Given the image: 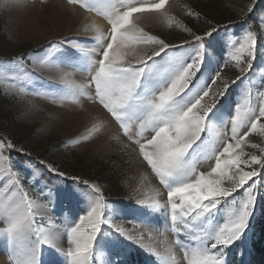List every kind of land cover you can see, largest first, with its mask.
<instances>
[{"label":"snow or ice","instance_id":"1","mask_svg":"<svg viewBox=\"0 0 264 264\" xmlns=\"http://www.w3.org/2000/svg\"><path fill=\"white\" fill-rule=\"evenodd\" d=\"M40 2L46 4L47 0ZM65 3L72 8L79 6L99 12L110 28L105 33L93 26L96 46L83 53L85 66L81 69L87 73V81L78 85L70 97L60 99L79 104L80 98L85 97L119 126L114 137L117 142L122 137L135 145L133 150L158 180L159 187L147 207L165 218L175 236L180 258H173V264H232L234 247L241 257L239 264H248L245 259L249 255L248 233L252 230L258 186L264 187V146L250 145L259 154L245 153L244 147L252 134L264 138V75L260 77L262 83L256 85L258 104H251L250 90L244 94L243 105L226 102L236 81L252 82L248 73L257 60V33L248 30L241 39H229L228 44L218 45L219 25L209 22L202 33L184 26L183 31L190 39L175 45L145 32L134 18L136 13L162 14L168 0H152L149 4L142 0H120L119 6L107 3L103 9L97 0H65ZM258 3L259 0H250L242 14L252 13ZM188 15L199 18L201 14L189 9ZM260 19L259 30L264 32V17ZM64 43L71 46L65 49L63 58L48 63L80 68L79 53L83 50L78 43L49 42V47ZM132 45L143 47L136 50ZM25 59L14 57L8 63L23 71ZM230 63L237 69L235 79L222 76ZM197 73L199 77L193 83ZM28 76L25 73L16 79ZM225 114L229 119H224ZM92 119L93 128L103 134L106 123L98 117ZM217 122L223 129L219 146L207 135L217 128ZM128 147L124 145L125 149ZM12 151L30 155L6 137H0V189H4L0 191V237L9 248L13 264H44L41 257L45 248L52 253L47 264H95V255L100 250L107 255V264H125L122 257L126 242L135 240L111 216H106L101 188L88 181L79 184L90 191L79 184L45 185L41 194L47 191L44 197L47 203L38 205L29 197L25 184L31 180L39 185L42 177L37 175L38 170L25 169L22 173L17 169L11 159ZM206 161L208 168L200 170ZM39 163L56 177L66 178L64 171L44 160ZM239 189L244 190L243 198L237 200L233 193ZM229 197L231 207L226 218L217 221L222 201L228 203ZM85 202L88 207L80 210L84 214L74 213L75 221L69 223L62 237L37 226V207L51 205L55 210L66 204L71 212L74 206Z\"/></svg>","mask_w":264,"mask_h":264},{"label":"rangeland","instance_id":"2","mask_svg":"<svg viewBox=\"0 0 264 264\" xmlns=\"http://www.w3.org/2000/svg\"><path fill=\"white\" fill-rule=\"evenodd\" d=\"M142 2L149 4L152 0ZM97 3L103 9L107 3L119 6L120 0H97ZM249 3L250 0H168L162 14L136 13L134 18L145 32L175 45H181L186 38L190 39L183 31L184 26L202 33L209 22L219 25L220 32L216 37L218 45L228 44L229 39H241L248 30L256 32L257 60L253 63V70L248 73L252 82L236 81L229 90L231 95L226 102L231 104L235 101L243 105L244 94L250 90V102L255 106L259 103L256 85L262 83L260 77L264 75V32L259 30L260 18L264 17V0H259L254 11L245 16L242 10ZM189 9L200 13V17L189 16ZM97 16L107 21L99 12H89L79 6H66L65 0H47L46 4H41L40 0H20L19 3L0 0V137H6L30 154L12 151L10 155L16 168L22 173L25 169L38 170L37 175L42 177L39 185L31 180L25 184L29 197L38 205L47 203L44 198L47 191L41 194L45 185L77 186L80 181L95 184L101 188L106 216H111L116 225L134 237L135 242H126V253L122 257L125 264H173V258H180L175 236L165 218L158 217L147 207L149 199L156 194L154 190L159 187L158 180L142 157L133 150L135 145L122 137L117 142L114 137L119 132L108 127L103 134H98L93 128L92 117H98L108 126L110 116L98 105L90 104L85 97L80 98L79 104L71 99H60L61 96L70 97L78 85L87 81V73L81 69L85 66L83 53L96 46L93 26H98L105 33L110 28L109 25L105 30L98 23ZM68 40L78 43L83 50L79 53L80 68L65 64L59 67L50 65L49 61L61 60L65 49L71 45L64 43L49 47V42ZM132 47L139 50L143 46ZM20 56L26 57L23 71L8 63L12 58ZM225 58H228L227 51ZM41 60L45 63H38ZM25 73L29 76L23 80L16 79ZM237 74V69L231 63L222 72V76L230 79H235ZM198 77L199 73L193 78V83ZM35 92H40L41 95H36ZM53 96L56 98L53 99ZM224 119H229L227 114ZM135 131L134 128L133 133ZM222 132L223 129L217 122V128L207 135L210 141L219 146ZM145 135L150 133L145 132ZM125 144L129 145L127 149L124 148ZM246 144L248 146L244 147L245 153L257 152L250 145L264 146V138L252 134L247 138ZM40 160L64 171L66 178L49 173L45 165L39 163ZM208 165L207 161L202 163L200 170L207 169ZM79 186L90 191L82 184ZM243 192V189H239L233 196L237 200L242 199ZM258 192L252 226L259 218L264 220V187L258 186ZM163 198L165 197L161 199ZM231 199L228 198V203L222 201L217 221L226 218ZM87 207L86 202L74 206L71 212L66 204L59 205L55 210L51 205L47 208L37 207V226L44 227L46 231H54L58 237H62L69 223L75 221L74 213L83 215L84 212L80 210ZM104 234L107 236L108 231ZM248 235L249 255L245 259L248 264H259V256L256 258L253 247V228ZM10 256L5 240L0 237V264H13ZM51 258V251L45 248L42 261L47 264ZM230 259L232 264H239L241 260L235 247ZM95 264H107V255L103 250L96 253Z\"/></svg>","mask_w":264,"mask_h":264},{"label":"trees","instance_id":"3","mask_svg":"<svg viewBox=\"0 0 264 264\" xmlns=\"http://www.w3.org/2000/svg\"><path fill=\"white\" fill-rule=\"evenodd\" d=\"M252 228L253 239H255L253 247L256 251V258L259 256L257 263L264 264V220L259 218L254 222Z\"/></svg>","mask_w":264,"mask_h":264},{"label":"bare ground","instance_id":"4","mask_svg":"<svg viewBox=\"0 0 264 264\" xmlns=\"http://www.w3.org/2000/svg\"><path fill=\"white\" fill-rule=\"evenodd\" d=\"M96 19L98 23L105 28V30L109 28L108 22L103 17L97 16ZM108 118H109V122L107 127L112 131L115 130V132H119V126L110 117Z\"/></svg>","mask_w":264,"mask_h":264}]
</instances>
